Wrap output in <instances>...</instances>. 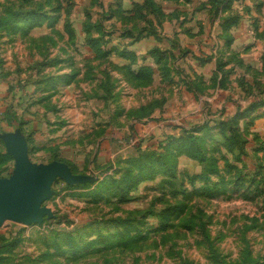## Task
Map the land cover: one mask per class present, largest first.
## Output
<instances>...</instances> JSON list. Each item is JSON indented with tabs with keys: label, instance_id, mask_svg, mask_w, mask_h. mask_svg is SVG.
Segmentation results:
<instances>
[{
	"label": "rangeland",
	"instance_id": "374dc122",
	"mask_svg": "<svg viewBox=\"0 0 264 264\" xmlns=\"http://www.w3.org/2000/svg\"><path fill=\"white\" fill-rule=\"evenodd\" d=\"M114 1L0 0V179L7 135L76 177L2 222L0 264H264V0H155L151 25Z\"/></svg>",
	"mask_w": 264,
	"mask_h": 264
},
{
	"label": "water",
	"instance_id": "95a60500",
	"mask_svg": "<svg viewBox=\"0 0 264 264\" xmlns=\"http://www.w3.org/2000/svg\"><path fill=\"white\" fill-rule=\"evenodd\" d=\"M4 138L6 151L12 156L15 168L9 178L0 179V225L5 220L25 225L41 223L45 215H50L42 204L49 198L55 179L70 182L76 177L59 162L39 167L33 165L23 138L18 135Z\"/></svg>",
	"mask_w": 264,
	"mask_h": 264
},
{
	"label": "trees",
	"instance_id": "16d2710c",
	"mask_svg": "<svg viewBox=\"0 0 264 264\" xmlns=\"http://www.w3.org/2000/svg\"><path fill=\"white\" fill-rule=\"evenodd\" d=\"M117 1V0H116ZM217 0H212V5L217 7V11H218V7L219 4L216 3ZM154 2L152 0H148L144 3V5H134L133 8L136 12H142V11H147V13H156L159 12L157 8H154ZM217 17V16H216ZM92 27V28H91ZM98 30V34L99 37L98 38H92L89 35L90 30ZM103 35L105 34V32L103 31L102 26L99 25H95V24H91L88 21H86V39L88 41V45L91 47V50L93 51V53L95 54V58H99V59H106L107 57L111 56L112 54L116 55L118 58L128 61L130 64L135 63L136 62V56L132 53L127 51L126 49H122V50H118L115 47H112L109 50H105L100 48L99 45V41L102 38L100 36V34ZM141 33V32H140ZM124 37H129V38H133V35L129 32L125 33V35H123ZM150 54H152L154 57L157 56V61L160 60V56L162 55L156 50L153 49ZM158 54V55H157ZM156 63V62H155ZM128 67V66H126ZM151 75V70L148 67H142L138 70L137 73H135V76L138 78H142V79H146L148 80L150 78ZM189 157L192 159H196L195 157H193V154L188 153Z\"/></svg>",
	"mask_w": 264,
	"mask_h": 264
},
{
	"label": "crops",
	"instance_id": "0c3cea01",
	"mask_svg": "<svg viewBox=\"0 0 264 264\" xmlns=\"http://www.w3.org/2000/svg\"><path fill=\"white\" fill-rule=\"evenodd\" d=\"M148 1V0H117V1H114L113 2V5H112V15L110 16L109 15V19L111 18H116V19H119L121 21H124V22H127V21H132L133 19H139V20H143V21H146L147 23H150L148 25H151V19L154 20V18H158L156 17L157 14H160V10L158 9L159 12H156V13H147L146 16L144 18H138L136 17V15L140 12H136L133 8L134 5H144V3ZM154 3H156L155 0H152ZM157 4V3H156ZM148 18H151V19H148ZM164 18H169V15L167 14ZM161 19V18H159ZM148 29H143L141 31V33H143V37H144V40L146 39V37H151V36H154L155 33L154 32H151V30L148 32ZM125 35V34H123ZM123 35H121V38L124 39V40H129L130 43H129V48L135 46L137 43H139L141 40H139L140 38H129V37H124ZM126 49L127 51H131V49H127L126 47L124 48ZM136 54V53H135ZM111 56H116L114 54H112ZM27 146V145H26ZM27 154H28V149H27Z\"/></svg>",
	"mask_w": 264,
	"mask_h": 264
}]
</instances>
